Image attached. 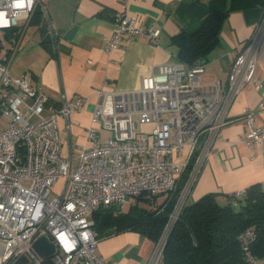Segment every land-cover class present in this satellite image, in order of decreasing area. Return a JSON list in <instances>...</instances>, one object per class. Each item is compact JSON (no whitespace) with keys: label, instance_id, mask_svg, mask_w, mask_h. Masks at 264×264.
<instances>
[{"label":"built area","instance_id":"obj_1","mask_svg":"<svg viewBox=\"0 0 264 264\" xmlns=\"http://www.w3.org/2000/svg\"><path fill=\"white\" fill-rule=\"evenodd\" d=\"M131 0H120L116 29L106 51L124 38L147 37L157 43L159 30L127 13ZM142 1V0H138ZM201 2L203 0H192ZM39 0H0V34L10 48L0 59V264L25 258V264H109L97 256L99 235L91 218L97 208L124 212L138 200L158 213L170 205L167 222L146 264H162L168 234L190 205V195L221 129L230 122L234 99L248 83L256 84L259 49L264 42V7L252 35L235 53L225 84L203 83L204 66L167 63L141 79L135 91L95 90V106L87 139L95 144L79 151L78 164L62 154L59 120L69 128L70 116L88 100L62 97L46 113L47 97L30 77L10 73V63ZM54 39H52L53 41ZM264 110V100L259 104ZM247 132L240 141L264 144V125L257 112L243 110ZM139 125L151 127L139 131ZM100 131L109 136L96 142ZM244 191L232 194L241 199ZM45 237L54 245L42 259L34 242ZM245 264H264L250 247L255 233L238 235ZM47 261L48 263H44Z\"/></svg>","mask_w":264,"mask_h":264},{"label":"crops","instance_id":"obj_2","mask_svg":"<svg viewBox=\"0 0 264 264\" xmlns=\"http://www.w3.org/2000/svg\"><path fill=\"white\" fill-rule=\"evenodd\" d=\"M212 1L196 4L192 0H131L127 13L158 29L157 43L151 44L144 36L124 37L110 53L106 47L116 29L115 16L122 10L120 0H39L38 15L34 17L33 13L29 21H19L24 33L12 59L17 60L14 73L19 74L13 76L30 77L33 86L48 99L46 113L57 107L62 97L88 100L83 109L70 116L69 128L63 120L58 122L62 154L72 155L75 166L80 149L95 144L87 139L99 102L95 90L135 91L141 79L155 74L160 65L176 63L172 39L181 29L200 21L204 6ZM259 16V8L228 13L219 44L203 64V83H226L235 53L252 35ZM255 79L256 84L245 85L234 99L230 122L211 148L191 192L190 205L208 194L228 196L253 185H264V144L246 145L240 141L247 132L244 109L256 111V125H264V110H259L264 100V42L259 49ZM106 138L99 133L96 142ZM153 246L154 242L144 235L122 231L100 238L95 252L109 264H146Z\"/></svg>","mask_w":264,"mask_h":264},{"label":"trees","instance_id":"obj_3","mask_svg":"<svg viewBox=\"0 0 264 264\" xmlns=\"http://www.w3.org/2000/svg\"><path fill=\"white\" fill-rule=\"evenodd\" d=\"M227 2L228 5L220 6ZM262 7L264 0H213L206 4L200 21L181 29L172 39L176 62L186 67L203 65L219 44L222 24L229 12L253 8L261 12ZM36 15L38 6L34 17ZM244 193L234 203L230 202L232 195L208 194L189 205L168 234L162 264H245L244 249L237 237L247 228H252L256 237L251 252L264 259V185H253ZM169 211L170 205L158 213L141 199L119 214L114 208L99 207L91 218L99 238L108 231L111 234L133 231L156 242Z\"/></svg>","mask_w":264,"mask_h":264},{"label":"water","instance_id":"obj_4","mask_svg":"<svg viewBox=\"0 0 264 264\" xmlns=\"http://www.w3.org/2000/svg\"><path fill=\"white\" fill-rule=\"evenodd\" d=\"M111 234L110 231L106 233V235ZM33 250L37 253V255L42 258L46 259L52 256L54 253V245L49 242L45 237H41L37 239L33 244ZM26 259L20 258L16 264H25Z\"/></svg>","mask_w":264,"mask_h":264},{"label":"rangeland","instance_id":"obj_5","mask_svg":"<svg viewBox=\"0 0 264 264\" xmlns=\"http://www.w3.org/2000/svg\"><path fill=\"white\" fill-rule=\"evenodd\" d=\"M31 27H30V31H31ZM10 48V40L7 39V38H4L1 34H0V59L3 58L5 56V53H6V50ZM16 64H17V60L14 59V61L12 62V65L10 67V73L11 75H15V76H18V74H15L14 70H15V67H16ZM148 127L147 126H142V125H139V131H143V130H147ZM101 138H106L108 137V133L106 131H101ZM141 206H146L144 204V202H140ZM147 207V206H146Z\"/></svg>","mask_w":264,"mask_h":264}]
</instances>
